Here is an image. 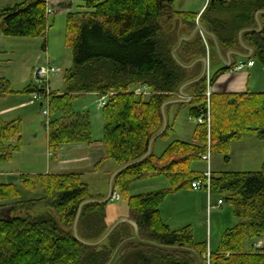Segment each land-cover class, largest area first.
<instances>
[{
    "label": "trees",
    "instance_id": "trees-1",
    "mask_svg": "<svg viewBox=\"0 0 264 264\" xmlns=\"http://www.w3.org/2000/svg\"><path fill=\"white\" fill-rule=\"evenodd\" d=\"M83 1L87 11L68 13V45L73 51V65L65 72L64 89L52 91L50 96L57 92L51 102L55 116L48 129L49 148L57 152L63 145L94 142L89 114L77 111L73 102L79 95L96 92L107 97L103 108L105 159H113L120 167L147 153L151 138L164 123L163 103L179 97L180 86L201 73L202 63L187 68L172 54L181 34H191L198 26V14L173 10V0ZM50 10L48 0H27L0 8V35L44 37ZM215 10H219L217 15ZM259 10H264V0H212L202 22L217 36L224 54L231 49L244 51L240 31L258 27ZM260 20L263 29L245 32L243 40L255 49L251 59L264 64V14ZM208 56L211 65L220 63L213 39L202 33L184 41L177 50V57L185 64ZM239 59L242 58L236 57L233 65ZM231 68L223 66L211 81ZM2 82L7 84L0 79ZM207 83L206 75L186 88L193 96L189 103L192 118L208 111ZM141 85L149 88L148 96L134 93ZM38 90L42 89L37 85L27 88L30 93ZM214 96L210 139L207 126L196 125L193 142L174 141L160 156L153 151L114 180L115 192L127 202L126 216L137 222L142 239L192 248L200 255L202 264H208V242H197L191 226L171 229L161 215V204L170 194L191 188L192 181L202 177L203 174L193 172L192 164L203 160L208 142L211 153L223 154L227 162L232 143L247 134H255L264 143V92ZM217 98L234 108L236 116L228 122L218 119L216 107L222 102ZM172 106H167V111ZM167 130L161 137L167 135ZM21 132V122L0 120V163L10 161L20 149ZM161 175L169 180L168 188L131 194L134 183ZM38 186L43 187L41 198L23 199V192H35ZM212 192L232 204L239 222L225 231L218 249L210 252V264H264V247H255L258 240H264V163L256 172H213ZM89 198L95 197L79 173L23 174L17 185L0 182V203L12 202L20 212L44 201L58 214L57 218L53 214L23 216L11 212V219L0 214V264H107L118 245L133 236L134 228L123 223L97 246L80 242L74 237L73 225L81 202ZM108 205L91 203L83 207L78 223L81 238L94 241L108 230L115 221L109 220ZM115 264L197 262L189 253L130 244Z\"/></svg>",
    "mask_w": 264,
    "mask_h": 264
},
{
    "label": "rangeland",
    "instance_id": "rangeland-1",
    "mask_svg": "<svg viewBox=\"0 0 264 264\" xmlns=\"http://www.w3.org/2000/svg\"><path fill=\"white\" fill-rule=\"evenodd\" d=\"M26 1L27 0H0V8L14 7ZM180 1L182 0H177L175 4L177 5ZM190 1L193 0H188V4ZM48 3L50 4V8H52V12L49 14L48 18L46 36L29 38L0 35V78L9 80V89L14 91V93L9 92V94H5L4 97H0V109L15 105L17 101H30L32 99L33 93L27 92V88L30 85L38 84V79L34 75V71L39 66H47L50 64L58 68V72L50 76V87L52 91H61L65 87V72L73 65V51L68 45V13L83 12L88 9L83 0H48ZM62 5H67V8L62 9ZM218 11L219 10H215L213 12L214 15H217ZM44 45H46V48H44ZM262 67H264V64L257 62L255 68H245L239 73H235L234 76L239 83L238 86L230 88L231 91H264V71H262ZM209 74L210 72L208 71L207 80L210 79ZM249 75V88L246 85L242 88V80L247 79L248 81ZM228 85V81L227 83L226 81H220L217 85L214 84L211 86L212 92L227 91ZM0 86L1 88L4 87L7 89L4 83H1ZM55 94H57V92H55ZM148 95L149 94L146 96ZM214 95L215 94L211 96L209 103L208 100H206L211 113V127L213 123V108L215 109V107H213V101L215 100ZM53 96L50 97L47 102L44 101L43 107L39 108L40 102L32 99L36 103L31 105V108H26V111L20 109L5 116L6 118L26 117H22L23 141L25 145L21 151L14 153V157L10 161L0 163V171L10 172L16 171V169H22L25 171L43 172L48 169L46 123L50 120V124L55 116H52L53 109L51 102ZM219 96L223 97L224 95ZM98 98H100V96L96 97L93 94H87L76 97L73 102L74 108L77 111L86 112L90 116L93 143L97 147L95 150L92 149L93 155L98 154L100 150L102 151L105 148L103 144L105 126L103 108L106 105V101L101 102ZM217 100L222 102L221 98H217ZM47 106L49 115L43 113L44 108ZM216 109L220 122H228V119L231 120L236 116L234 108L228 107L226 102L217 104ZM189 113L190 105H188V103L180 105L174 131L170 132L167 130V135L157 140L155 153L161 152L159 151L160 147L170 140L182 139V141L185 142H190L192 140L194 130L197 126ZM211 127H207L209 139ZM204 130L205 128L203 131ZM244 138L246 139L242 143H233V147L231 146L232 149L230 150L229 157L232 158V163L230 165V161L227 162L223 154H212L210 163L211 169L216 171L220 169L260 171L264 163V143L255 134H247ZM93 143L90 145H93ZM208 146H210V142H208ZM52 158L54 159V157ZM207 165L208 163L206 161L199 160L192 164V170L205 172L208 169ZM100 166V170L95 171L94 168H91L86 170L87 172H83L82 176V180L89 185L92 195L99 199L107 196L112 175L109 170L117 167L118 164L113 159H106V161L101 162ZM52 172L55 173L54 170ZM7 177L6 174L3 176L1 175L0 182H4ZM169 186L170 182L165 176H156L134 183L131 187V193H148ZM183 190L178 195H170L163 204L165 221H167L172 228L182 227L186 225V223H191L197 240H205L213 250L218 249L225 231L239 222V218L234 214L232 204L225 203L223 207L209 209L208 198L206 199L204 195L206 193L204 191L200 190L194 192L187 189ZM43 193V187L38 186L35 192H23V199H38L42 197ZM117 194L120 196L119 193ZM217 198V196L213 195L211 200L212 204H215ZM38 203L39 204L32 207L28 206L29 208L24 207L20 212L15 210V205L12 202H2L0 203V208H7L14 205L12 213H19L23 216L29 215L30 213L34 215L53 214L58 218V214L51 206L44 201ZM108 204V217L110 221L116 220L120 216L127 214L128 206L123 198L112 199ZM1 216L3 217L4 215L1 214Z\"/></svg>",
    "mask_w": 264,
    "mask_h": 264
},
{
    "label": "crops",
    "instance_id": "crops-1",
    "mask_svg": "<svg viewBox=\"0 0 264 264\" xmlns=\"http://www.w3.org/2000/svg\"><path fill=\"white\" fill-rule=\"evenodd\" d=\"M211 1L212 0H193V1H190V3L188 4V0H182L176 5L175 3L177 2V0H173L170 8H172L175 11H186V12L197 13L198 14V19H197L198 22L203 23L202 22L203 14L205 13V11L208 8ZM208 50H210L209 46H208ZM241 52H245V51H241ZM208 57H210V56H208ZM236 57L239 58L240 56H233V62L235 61ZM240 58H242V57H240ZM256 65H257V63L249 69L255 68ZM223 66H224V64L222 63L221 60H220V63L218 62L216 65H211L210 58H209V72H210L209 77H210V80L213 79V76L215 75V73L217 71L221 70L223 68ZM262 71H264V67H262ZM239 72L240 71L235 72V71L230 70V69L225 70L217 79H215L212 82V86L214 84L217 85L220 81H226V83L228 81L229 85H228V89H226L227 91H221V92L220 91H215V92L213 91V93L214 94H225V93H229V92L230 93H242V92L231 91V89H230L232 87L238 86L239 82H238L237 78L234 76V74L239 73ZM0 79L7 81V84H6L7 89H5L4 87L1 88V86H0V97H4L5 94H9V92L14 93V91L12 89L11 90L9 89V86H8L9 80L4 79V78H0ZM246 81H247V79L242 80V82H243V85H241L242 88L245 85L249 88L250 75L248 76V81L247 82ZM262 92H264V91H262ZM262 92H253V93H262ZM87 94H93L96 97L100 96L96 92L86 93L83 95H87ZM80 96H82V95H79L78 97H80ZM35 103L36 102L33 101L32 99L30 101L22 100L20 102L17 101L15 105L5 107V108H1L0 109V120L5 121V122H17V121H19L22 123L23 118H26V117L22 116L23 118L22 117L6 118L5 116L11 114L14 111L20 110V109L25 110L26 108H31L32 107L31 105H34ZM184 104H186V103H184ZM188 105H190V104L188 103ZM40 107H41V103L39 104V108ZM179 107H180V105H177V104L174 105L173 104V106L167 111L168 125H169V131L170 132L174 131V129H175L176 118L178 116ZM191 107L192 106L190 105V110H191ZM84 113H86V112H84ZM49 121H48V123H46V127H47L46 141H47L48 161H49L48 165H47L48 169L46 171H43V172H41V171H27V170L25 171L22 169H20V170L16 169V171H10V172L9 171H6V172L0 171V176L1 175L3 176L4 174H6L8 176L4 182L17 185L20 183V178H21V175H23V174L24 175H28V174L37 175V174H45V173L63 174V173H71L72 172V173H79V174H81V176H83V172H87L86 170H89L91 168H94L95 171L101 169V166H100L101 162L106 161V159H105L106 151L104 148V150H102V151L100 150V152H98V154L93 155L92 149L93 150L97 149V147L94 145V143H93V145H90L87 143L68 144V145H63L57 152L51 151L49 148V130H48L49 129ZM195 130H196V128H195ZM195 130L193 133L192 140L190 142H193V140H194ZM245 139L246 138H243L241 141H234L233 143H238V142L242 143ZM157 140L155 141L154 147H153L154 153H155V149H156L155 146H156ZM179 140L182 141V139H174V140L168 141L166 144H164L160 147L159 151H161V152L155 153V154L157 156L162 155L171 143H173L174 141H179ZM14 143H17V138H15ZM233 143L231 145L232 147H233ZM24 145H25V143L23 141V125H22L21 146H20V149L18 150V152L23 149ZM13 157H14V155H13ZM52 157H54V159ZM211 158H212V155H211ZM201 161H205V160H201ZM229 161H230L229 162V165H230L232 163V158H229ZM229 165H227V166H229ZM118 167L119 166L109 170V172H111V174H112ZM53 170L55 171V173L52 172ZM225 171H238V170H225V169H220L217 171L213 170L215 175L222 173V172H225ZM193 172H195L197 174H203L204 173V172H200L198 170H193ZM157 177H163V176L161 175V176H157ZM166 188H168V187H166ZM166 188H164V189H166ZM159 190H161V189H159ZM187 190L197 192V191L191 189L190 187L187 188ZM181 191L182 190H180L176 193L170 194V195H178ZM204 195L207 199V195L206 194H204ZM169 196H167L165 201L169 198ZM217 200H218V198H217ZM217 200H215V204L217 203ZM165 201L161 204L162 207L160 206V212H161V215H162L164 221H165V218H164V213H163V204L165 203ZM221 207H223V206H221ZM214 209H217V208H214ZM165 222L170 226V224L167 221H165ZM187 226L192 227L193 225L191 223H186V225H183L182 227H178V228L173 227L172 228L170 226V228L173 230H179V229H182V228L187 227ZM192 230H193V228H192ZM193 233H194V230H193ZM194 237H195V240L197 242H205V240H197L195 233H194ZM209 248H210L209 252L214 251L212 249V247L209 246Z\"/></svg>",
    "mask_w": 264,
    "mask_h": 264
},
{
    "label": "water",
    "instance_id": "water-1",
    "mask_svg": "<svg viewBox=\"0 0 264 264\" xmlns=\"http://www.w3.org/2000/svg\"><path fill=\"white\" fill-rule=\"evenodd\" d=\"M264 14V10H259L256 13V20L258 23V27L257 28H245L242 29L240 31L239 34V41L241 46L243 47L245 52H241L240 50L237 49H231L229 50L227 53H223L221 46L219 44L218 38L217 36L212 33L211 31L208 30L207 26L204 23H199L198 26L196 27V29L191 33V34H187V33H182L179 41L177 43V45L175 46V48L172 51V54L174 56V58L179 62L180 65L187 67V68H191L194 65H196L197 63H202V71L201 73L196 77L193 78L185 83H183L180 88H179V94L177 98L174 99H170L167 100L163 103L162 105V113H163V118H164V123L163 126L161 128V130H159V132H157L150 140L149 142V147H148V151L147 153L142 156L139 159L133 160L128 162L127 164L118 167L111 175L110 178V185H109V192L107 194V196H105L104 198H89L84 200L83 202H81L79 209H78V213L73 225V233H74V237L79 240L80 242L89 245V246H97L102 244L103 242H105L109 236L111 235V233L117 229L121 224L123 223H129L133 226L134 228V234L133 236L126 238L125 240H123L118 247L116 248V250L114 251L111 259L109 260V262L107 264H115L116 261L118 260L119 256L122 254V252L126 249V247H128L130 244H143V245H147L150 247H154V248H158L161 250H165V251H178V252H184V253H189L192 254L195 259L197 264H202V260L200 255L192 248H187V247H181V246H169V245H163L157 242H153V241H149V240H145L142 239L139 233V226L137 224V222L131 218H129L128 216L124 215V216H120L119 218H117L112 225L108 228V230L97 240L94 241H90V240H86L80 237L79 232H78V223H79V219L81 216V212L82 209L85 205L87 204H91V203H98V204H106L109 203L112 200V197L114 195L115 192V188H114V180L117 177L118 174H120L122 171L126 170L127 168H129L130 166L137 164L139 162H141L142 160H144L145 158H147L149 155L152 154L153 152V147H154V143L155 141L160 138L163 133L167 130L168 128V116H167V106L169 105H173V104H180V103H190L193 99V96L186 91V88L189 85H192L198 81H200L202 78H204L209 71V57H199L197 59H195L191 64H185L183 63L178 57H177V50L179 49V47L182 45V43L184 41H191L197 33H202L204 36L210 37L211 39H213L214 44H215V48L217 50V53L219 55L220 60L222 61V63L224 64L225 67H231L233 65V56H240L242 58H251L255 52V49L251 46H248L244 40H243V34L247 31H251V32H260L263 29V25L262 22L260 20V15ZM13 206L11 207H7V208H1L0 209V214H3L4 218L6 219H11Z\"/></svg>",
    "mask_w": 264,
    "mask_h": 264
},
{
    "label": "built area",
    "instance_id": "built-area-1",
    "mask_svg": "<svg viewBox=\"0 0 264 264\" xmlns=\"http://www.w3.org/2000/svg\"><path fill=\"white\" fill-rule=\"evenodd\" d=\"M50 12H52V10H50ZM256 64V61L254 59H250V58H242L239 59L231 68V70L238 72V71H242L245 68H251ZM58 72V68L52 66V65H42L39 66L35 69L34 71V75L37 77L38 79V84L37 86L42 89V90H38L33 92V96L32 99L35 101H39L40 103L44 104V101H48L51 94H52V90L50 87V76L52 74H55ZM207 90H206V97L208 100V103L210 102V98L213 95L212 92V84H211V80L208 79V85H207ZM134 93L138 94V95H147L150 94V90L148 87L146 86H138L134 89ZM99 101L101 102H105L107 101V97L106 96H100ZM207 103V104H208ZM207 113L206 115H201L198 116L196 118H193L194 121L196 122L197 126L200 125H206L207 127H211V113H210V108L209 106H207ZM43 113L45 115H49V110H48V106L46 108H44ZM211 148L210 146H208V150L207 152H205L202 155V159L205 160L208 163V169L203 173L202 177L195 179L194 181H192L191 183V189L195 190V191H204L207 195L208 198V204H209V209L212 208H219L221 207L224 203L225 200L223 198L218 199L216 204H212V198H213V192H212V179H213V170L211 169V165H210V161H211ZM113 199H120V196L117 194V192L115 193ZM255 247L256 248H261L264 247V240H258L255 243ZM210 255L211 253L208 252L207 255H205V258L207 260V263L210 264Z\"/></svg>",
    "mask_w": 264,
    "mask_h": 264
},
{
    "label": "bare ground",
    "instance_id": "bare-ground-1",
    "mask_svg": "<svg viewBox=\"0 0 264 264\" xmlns=\"http://www.w3.org/2000/svg\"><path fill=\"white\" fill-rule=\"evenodd\" d=\"M44 106V104H42V107Z\"/></svg>",
    "mask_w": 264,
    "mask_h": 264
}]
</instances>
